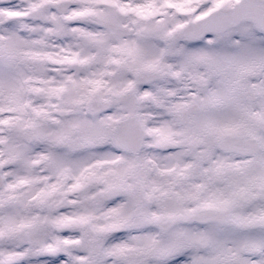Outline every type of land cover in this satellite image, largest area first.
Here are the masks:
<instances>
[{"label": "snow or ice", "instance_id": "snow-or-ice-1", "mask_svg": "<svg viewBox=\"0 0 264 264\" xmlns=\"http://www.w3.org/2000/svg\"><path fill=\"white\" fill-rule=\"evenodd\" d=\"M0 264H264V0H0Z\"/></svg>", "mask_w": 264, "mask_h": 264}]
</instances>
